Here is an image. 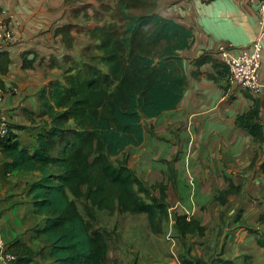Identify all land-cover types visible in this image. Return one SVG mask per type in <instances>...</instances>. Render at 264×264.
<instances>
[{
    "label": "trees",
    "instance_id": "1",
    "mask_svg": "<svg viewBox=\"0 0 264 264\" xmlns=\"http://www.w3.org/2000/svg\"><path fill=\"white\" fill-rule=\"evenodd\" d=\"M93 1L97 7L92 6V16L86 13L84 20L95 23L87 36L95 42L104 69L74 67L64 73L63 82H50L40 91L39 115L47 118L48 129L36 136L32 151L21 147L13 134L0 141L7 172L36 171L41 175L31 184L29 194L34 213L46 216L37 233L48 244L53 264H106L107 235L91 223L95 209L109 214H145L151 228L166 214L163 195L154 196L125 161L114 164L111 158L142 145V120L178 107L187 88L182 54L194 43L191 29L158 12L157 0ZM70 28L63 25L55 30L67 45ZM10 62L9 55L0 52L2 75ZM32 63L24 59L22 68H32ZM206 64L212 73L199 71ZM192 65L196 68L193 77L205 76L226 94L229 73L221 61L203 54ZM240 92L250 105L235 118V125L261 145L260 100L248 91ZM237 191L230 183L219 194L220 205ZM77 202L84 204L88 219ZM174 230L181 240L206 233L199 221L186 215H174ZM257 244L264 247V240ZM5 252L15 257L9 264H31L38 255L19 239L8 244ZM184 264L207 263L189 258Z\"/></svg>",
    "mask_w": 264,
    "mask_h": 264
},
{
    "label": "crops",
    "instance_id": "2",
    "mask_svg": "<svg viewBox=\"0 0 264 264\" xmlns=\"http://www.w3.org/2000/svg\"><path fill=\"white\" fill-rule=\"evenodd\" d=\"M157 3L163 17L192 30L194 43L182 54L187 88L178 107L147 121L154 126L156 135L168 134L175 141L177 148L168 152L167 157L174 159L180 186L186 182L188 187L191 183L189 192L207 196L226 191L230 183L238 188L237 193L228 196L225 205L218 202L211 205V208L220 205L227 212L225 226L219 230L221 221L217 216L213 222L216 231L209 232L207 228L203 237L192 236L201 243L194 245V251L188 249V255L199 257L200 249L210 251L209 242L218 240L223 261L241 264L253 261L264 253V247L257 244L258 240H264V142L259 145L235 125V118L250 105L240 89L230 85L223 94L214 81L205 76L193 77L196 68L192 61L203 54L220 61L219 46L231 44L239 49L260 38L263 44L260 81L264 84V13L259 11L264 0H157ZM68 4L66 0H0V10H4L0 18L11 14L14 32V40L1 48L11 60L7 73H0L4 92L1 110L19 145L30 151L36 147L39 132L48 129L47 118L39 115V93L50 82H63V75L69 70H64L63 58L77 56L74 54L77 46L72 45L73 51L69 53L61 35H55V30L63 25H71L70 34L77 35ZM88 25L90 29L91 24ZM24 59L33 62L32 68H22ZM199 71L213 72L208 64ZM253 96L260 100L264 131V92ZM134 148L138 147L127 148L124 153ZM5 161L0 151V264L8 244L17 239L38 253L31 264H53L48 244L37 233L46 216L34 213L29 194L31 184L41 175L36 171L7 172ZM192 201L196 203L194 198ZM195 219L204 227L212 226L200 216ZM173 244L175 250L171 252L176 257L182 249L176 240ZM128 253L137 254L132 264H180L177 258L166 263L138 248Z\"/></svg>",
    "mask_w": 264,
    "mask_h": 264
},
{
    "label": "rangeland",
    "instance_id": "3",
    "mask_svg": "<svg viewBox=\"0 0 264 264\" xmlns=\"http://www.w3.org/2000/svg\"><path fill=\"white\" fill-rule=\"evenodd\" d=\"M71 9L70 15L72 21H76L77 35L70 34L69 45H66L69 53L73 51L72 45L77 46V56H68L63 58L62 65L64 70L74 67L83 68L84 65L94 66L104 69L100 62V53L95 50V42L90 41L87 36V30L91 24L94 27V22H86L84 15L92 16V6L97 7V4L89 0H66ZM88 6H91L88 8ZM73 27V25H72ZM62 39V38H61ZM71 40V41H70ZM76 58V59H75ZM85 70V69H84ZM227 83H222L225 86ZM230 85V84H229ZM230 87V86H229ZM227 87V88H229ZM222 89V88H221ZM238 89V88H237ZM223 93V90H222ZM167 121V120H166ZM166 124V123H165ZM164 124V125H165ZM144 127L145 142L138 148L131 149L121 156L111 158L114 164L119 161H125L126 166L130 168L135 175L150 189V192L160 198L163 195V204L166 206V214L160 215L153 228L150 227L147 216L145 214L130 215L127 213L109 214L106 211H98L95 209V219L91 221L96 229H100L107 235V261L106 264H132L137 259V254L128 253V250L138 248L147 250L152 256L164 260L166 263L170 259L177 258L178 263L184 264L189 258L200 259L207 264H224L220 258V241L211 240L210 251L201 250V256L191 257L187 254L189 251L195 250V244L201 243L197 238L186 236L184 240L178 237L174 230V215H186L191 218H202L209 222L212 226H205L209 232H215L216 226L213 224L217 216L221 221L218 225L219 230L225 226L227 212L221 210V206L211 208L213 202H218V197L221 192L207 194H195L188 191L191 188V183L186 187V182L180 186L177 182L176 171L174 167V159L167 157L168 152L175 151V141L167 136H159L154 133V126L150 125L147 120H142ZM174 143V144H173ZM150 144V147H148ZM146 147L150 148L148 150ZM151 153V155H150ZM130 167H129V166ZM148 173V176L145 173ZM179 188L182 190L180 191ZM194 188V186H193ZM198 195V198H196ZM195 199L196 203L192 201ZM213 199V200H212ZM227 202V201H226ZM219 203V202H218ZM220 204V203H219ZM79 211L87 218L84 204L77 202ZM175 240L181 245L182 253L173 256L172 250H175ZM203 242L207 243V241ZM202 242V244H203ZM252 259V257H251ZM244 264H264V253L258 255L253 261H244ZM241 264V263H234Z\"/></svg>",
    "mask_w": 264,
    "mask_h": 264
},
{
    "label": "built area",
    "instance_id": "4",
    "mask_svg": "<svg viewBox=\"0 0 264 264\" xmlns=\"http://www.w3.org/2000/svg\"><path fill=\"white\" fill-rule=\"evenodd\" d=\"M261 14L264 13V3L261 4ZM4 10H0L3 14ZM13 16L6 15L4 19L0 18V52L1 48L14 40V32L11 21ZM263 44L260 38H256L250 45L234 49L231 44L219 46L217 55L220 61L228 69V82L236 88L248 91L252 95H258L264 92V84L260 81L261 70V51ZM4 99V92L0 89V141L6 140L12 134L10 124L4 118L1 106ZM15 260V257L5 250L2 253V264H9Z\"/></svg>",
    "mask_w": 264,
    "mask_h": 264
}]
</instances>
